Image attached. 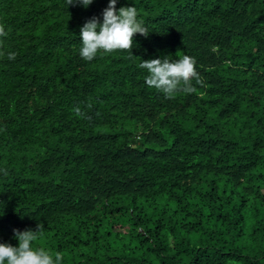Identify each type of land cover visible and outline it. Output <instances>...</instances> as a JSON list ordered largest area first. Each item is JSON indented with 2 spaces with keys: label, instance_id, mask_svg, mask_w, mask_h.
<instances>
[{
  "label": "trees",
  "instance_id": "obj_1",
  "mask_svg": "<svg viewBox=\"0 0 264 264\" xmlns=\"http://www.w3.org/2000/svg\"><path fill=\"white\" fill-rule=\"evenodd\" d=\"M75 2L0 0V242L40 225L59 264H264V0H117L149 34L91 61L108 0ZM183 55L194 93L147 86L141 60Z\"/></svg>",
  "mask_w": 264,
  "mask_h": 264
},
{
  "label": "clouds",
  "instance_id": "obj_2",
  "mask_svg": "<svg viewBox=\"0 0 264 264\" xmlns=\"http://www.w3.org/2000/svg\"><path fill=\"white\" fill-rule=\"evenodd\" d=\"M92 2L93 0H76L75 3L87 7ZM68 4H74L73 0H68ZM116 4L117 0H108L107 7L102 10V22L94 16L80 28L79 55L85 61L93 60L98 52L107 54L116 50L131 51L134 34L148 36L149 32L143 26V21L137 19V10L133 6L117 9ZM3 35L6 34L0 27V36ZM8 59H15V53H8ZM139 67L147 70V86L154 87L167 98H174L178 91L194 93L196 88L191 83L193 79L197 84L202 83L195 71L194 58L187 55L173 61L167 58L141 60ZM73 111L78 117L84 116L78 106ZM40 229V225H37L35 231L13 229L17 246L0 242V264H59L62 260L59 253L53 256L42 247H33Z\"/></svg>",
  "mask_w": 264,
  "mask_h": 264
}]
</instances>
